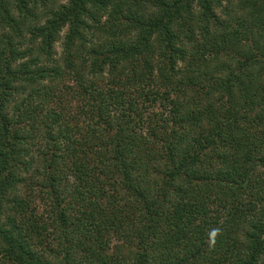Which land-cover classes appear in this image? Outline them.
<instances>
[{
  "label": "trees",
  "instance_id": "16d2710c",
  "mask_svg": "<svg viewBox=\"0 0 264 264\" xmlns=\"http://www.w3.org/2000/svg\"><path fill=\"white\" fill-rule=\"evenodd\" d=\"M46 1L0 0V264H264V0Z\"/></svg>",
  "mask_w": 264,
  "mask_h": 264
},
{
  "label": "rangeland",
  "instance_id": "374dc122",
  "mask_svg": "<svg viewBox=\"0 0 264 264\" xmlns=\"http://www.w3.org/2000/svg\"><path fill=\"white\" fill-rule=\"evenodd\" d=\"M70 2V0H51V4H50V0L46 1L45 3L48 4L49 6H51V8L53 9H59L61 8L63 5H67ZM48 7H45L43 5L42 2L39 3V5L37 6V8H35V11L37 13V15L40 17L41 15H43L44 12H47L48 9H51ZM16 12V14L18 15V13H20L18 11L17 8H15L14 10ZM217 13L218 15L222 18V19H227L228 16H230V20L232 19V17H234V15H238L239 12V0H221V5L220 8H217ZM233 24H236V22H233ZM68 25H66L65 27L62 28L61 32H60V38L58 41L55 42L54 47H55V51H56V56L59 58V56L62 54L63 50H64V40L66 39V33L69 30V28L67 27ZM5 32H9V28H4V29H0V34ZM27 37L31 36V33H29L28 31H25Z\"/></svg>",
  "mask_w": 264,
  "mask_h": 264
}]
</instances>
